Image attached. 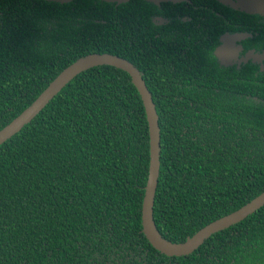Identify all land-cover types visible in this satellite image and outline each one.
Wrapping results in <instances>:
<instances>
[{"label": "trees", "instance_id": "1", "mask_svg": "<svg viewBox=\"0 0 264 264\" xmlns=\"http://www.w3.org/2000/svg\"><path fill=\"white\" fill-rule=\"evenodd\" d=\"M188 7L0 0V130L80 57L128 60L159 118L153 218L172 243L264 191V72L217 68L212 49L199 48L197 66L186 72L174 59L183 75L151 73L159 68L147 53L161 48L145 43L153 36L146 28H154L146 20L162 9L187 16ZM163 82L170 86L157 87ZM148 141L126 72L99 66L77 75L0 146V264H264V206L187 256L149 244L141 226Z\"/></svg>", "mask_w": 264, "mask_h": 264}, {"label": "water", "instance_id": "2", "mask_svg": "<svg viewBox=\"0 0 264 264\" xmlns=\"http://www.w3.org/2000/svg\"><path fill=\"white\" fill-rule=\"evenodd\" d=\"M48 2L68 3L72 0H45ZM105 2L116 3L117 5L128 2L129 0H102ZM153 3L170 1L179 3L182 0H145ZM223 5L247 14H264V0H218ZM237 38V37H236ZM234 40V38H233ZM227 40L219 52L228 51ZM231 47V46H230ZM257 60H264V53L257 56ZM99 66H110L126 72L133 86L136 88L145 112L148 128L149 145V164L146 185L141 206V226L142 233L149 244L160 254L169 257L187 256L197 250L212 235L223 231L252 215L264 206V191L250 200L248 203L236 211L223 216L197 231L193 236L188 237L184 242L172 243L164 239L158 231L153 218V207L156 188L158 185L160 170V128L159 118L153 103L152 96L143 81L139 70L128 60L116 55L88 54L80 57L75 62L63 69L39 94V96L26 107L18 116L0 130V146L19 133L22 128L28 125L48 104L49 102L77 75Z\"/></svg>", "mask_w": 264, "mask_h": 264}, {"label": "flooded vegetation", "instance_id": "3", "mask_svg": "<svg viewBox=\"0 0 264 264\" xmlns=\"http://www.w3.org/2000/svg\"><path fill=\"white\" fill-rule=\"evenodd\" d=\"M130 1L132 0L128 2ZM142 1L159 9L164 4L173 5L181 2H188L191 6L187 8L189 12L187 16H180L182 12L176 10L171 17L162 9L161 15H150L149 21L146 20L154 25V28H146L148 32L153 33V36H148L149 40L145 43L149 45V49L161 48L147 53L150 56L147 61L159 68L158 71L152 70V74H160L162 77L173 73L183 75L188 69L197 66L199 48L208 51L212 49L213 64L217 68L234 67L240 70L249 64L256 66L259 72H264V60H257V56L264 53V14H247L223 5L218 0L216 1L223 6L222 8L218 4L204 3L205 0H182L179 3L166 1L158 4ZM230 11L236 12L237 18L233 22L230 21V17L233 16ZM187 23L190 24L188 27L183 26ZM155 26L160 28L161 33H156ZM186 32L191 33L186 34ZM225 40L228 51L221 53L219 49L225 45ZM174 59L187 67L183 73L177 68ZM140 74L142 75L141 72ZM143 81L146 84L144 78ZM169 86L170 84L166 82L157 85L160 88Z\"/></svg>", "mask_w": 264, "mask_h": 264}]
</instances>
